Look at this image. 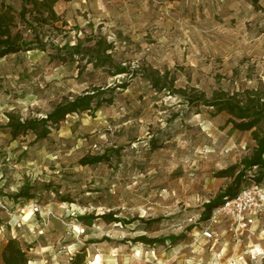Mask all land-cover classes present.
<instances>
[{
  "label": "rangeland",
  "instance_id": "rangeland-1",
  "mask_svg": "<svg viewBox=\"0 0 264 264\" xmlns=\"http://www.w3.org/2000/svg\"><path fill=\"white\" fill-rule=\"evenodd\" d=\"M55 11L67 23L44 28L55 44L101 39L112 43L116 63L168 70L176 87L208 94L260 86L264 78V0L258 7L249 0H58ZM124 81L126 88H116ZM94 86L114 88L112 103L66 117L45 140H13L3 127L7 113L44 117L63 97ZM225 119L159 95L140 76L110 77L85 61H50L38 50L1 59L0 201L9 213L0 212V252L16 237L30 247L29 264L259 263L264 221L255 237L238 243L224 228L211 240L200 237L203 204L230 182L216 173L239 165L252 145L249 133L233 131ZM111 150L118 153L109 162L79 164ZM22 188L31 199L13 198ZM35 203L43 213L30 211ZM108 211L139 219L128 226L77 220ZM155 219L161 221L148 224ZM182 233L174 246L135 241Z\"/></svg>",
  "mask_w": 264,
  "mask_h": 264
},
{
  "label": "trees",
  "instance_id": "trees-1",
  "mask_svg": "<svg viewBox=\"0 0 264 264\" xmlns=\"http://www.w3.org/2000/svg\"><path fill=\"white\" fill-rule=\"evenodd\" d=\"M9 1L8 3L3 0L0 3V59L12 54L38 50L47 52L50 61L78 62V64L85 61L94 71L104 70L110 77L140 76L159 95L177 96L181 104L189 109H206L211 118L225 114V126H230L233 131L250 134L252 145L249 148V154L241 159L239 165L229 166L216 173L217 178H228L230 182L214 198L203 204L198 219L200 223H205L213 209L225 199L233 197L246 181L252 180L264 184V88L258 86L257 82H254L252 86L236 90L214 89L208 94L195 88L176 87V78L168 70L161 72L147 66L131 70L121 63H116L111 54L112 43L107 44L100 39L91 41L90 45L85 46L83 39L77 37L73 44L65 41L58 45L49 40L44 32L46 26L60 23L62 27L67 24L61 21L55 11L58 0ZM13 1L18 2V9L13 6ZM249 1L254 7L259 6L260 0ZM127 84L124 81L116 85V88H126ZM90 88L91 90L63 97L44 117H20L7 113V122L3 127L13 140L27 134H33L35 141L45 140L49 137L51 130L57 128L66 117L112 103L114 88L102 89L95 86ZM199 113L200 111H197L196 114ZM155 140L156 138H152L150 142L155 144ZM111 153L117 154L118 150L103 151L101 154L82 158L79 164L95 165L109 162ZM21 197L32 198L27 194L26 188L20 189L13 196L16 200ZM96 218H101L107 224L123 226L131 225L139 219L138 217L132 219L116 217L112 211H108L97 216L81 215L77 217V220L89 225ZM160 221L161 219H155L148 224ZM3 225L4 222L0 216V227ZM185 236V233L167 238H148L142 235L135 241L149 246L155 244L165 246V241L169 240L174 246ZM29 249L30 247L18 238L7 237L0 252V264H29L31 261ZM82 261L83 259H79L73 264H82ZM256 264H264V259Z\"/></svg>",
  "mask_w": 264,
  "mask_h": 264
},
{
  "label": "built area",
  "instance_id": "built-area-1",
  "mask_svg": "<svg viewBox=\"0 0 264 264\" xmlns=\"http://www.w3.org/2000/svg\"><path fill=\"white\" fill-rule=\"evenodd\" d=\"M43 210L36 203L30 206L32 213H43ZM0 212L9 213L4 200L0 201ZM261 221H264V184L250 180L233 197L213 209L210 218L202 224L200 237L211 240L224 228L238 243L243 236L255 237Z\"/></svg>",
  "mask_w": 264,
  "mask_h": 264
},
{
  "label": "crops",
  "instance_id": "crops-1",
  "mask_svg": "<svg viewBox=\"0 0 264 264\" xmlns=\"http://www.w3.org/2000/svg\"><path fill=\"white\" fill-rule=\"evenodd\" d=\"M1 1H3V0H0V3H1ZM5 1V0H4ZM31 52H34V51H29V53H31ZM14 55H16V54H12V55H9V56H7V57H11V56H14ZM7 57H5V58H7ZM2 59H4V58H2ZM1 60V59H0ZM6 120H7V118H6ZM4 198H7V197H3V199ZM8 199V198H7ZM14 209H15V211H20V209H22V207L19 205V204H14Z\"/></svg>",
  "mask_w": 264,
  "mask_h": 264
},
{
  "label": "bare ground",
  "instance_id": "bare-ground-1",
  "mask_svg": "<svg viewBox=\"0 0 264 264\" xmlns=\"http://www.w3.org/2000/svg\"><path fill=\"white\" fill-rule=\"evenodd\" d=\"M260 87L264 88V78L260 79Z\"/></svg>",
  "mask_w": 264,
  "mask_h": 264
}]
</instances>
